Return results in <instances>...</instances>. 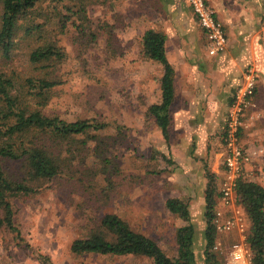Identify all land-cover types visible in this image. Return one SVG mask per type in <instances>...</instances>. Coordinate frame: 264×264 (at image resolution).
I'll return each mask as SVG.
<instances>
[{
  "label": "rangeland",
  "instance_id": "obj_1",
  "mask_svg": "<svg viewBox=\"0 0 264 264\" xmlns=\"http://www.w3.org/2000/svg\"><path fill=\"white\" fill-rule=\"evenodd\" d=\"M141 1L84 0L95 39L75 45L71 35L61 38L59 44L67 58L58 67L56 76L61 82L43 107L44 113L69 122L94 118L106 127L90 129L52 148L68 164L63 174L53 178L27 180L22 161L7 160L6 173L26 181L34 191L9 199L19 237L16 231L0 227V264H153L143 256L76 255L70 251L73 239L100 228L105 213L120 216L132 229L154 239L166 254L175 256V230L184 222L166 209L168 197L188 202L195 264H205V171L213 173L218 194L225 178L222 143L217 145L215 157L207 156L209 151L192 141L196 130L181 123L179 114L175 117L177 100L170 106L173 118L168 144L148 114L157 88L148 78L152 67L143 68L147 63L141 58ZM51 35L53 31L46 25L42 37L19 40L10 60L0 56V71L21 80L31 73L37 75L28 63V52ZM257 87L256 105L247 111L241 133L249 145L264 138V103L255 100L260 95L264 102V88ZM183 139L188 143H182ZM175 150L185 157L176 158ZM238 239L236 232H216L212 250L219 264H228L229 247Z\"/></svg>",
  "mask_w": 264,
  "mask_h": 264
},
{
  "label": "trees",
  "instance_id": "obj_2",
  "mask_svg": "<svg viewBox=\"0 0 264 264\" xmlns=\"http://www.w3.org/2000/svg\"><path fill=\"white\" fill-rule=\"evenodd\" d=\"M37 18L41 21L36 22ZM46 25L53 35L32 46L28 52V63L38 74L31 73L21 80L14 74L0 71V227L16 231L18 237L19 230L13 223L9 199L34 189L26 181L13 179L6 173L7 160H21L27 180L50 179L63 174L68 165L52 148H59L64 141L88 133L90 129L98 131L106 127V123L94 118L69 122L43 111L53 89L61 82L56 76L58 67L67 58L64 46L59 44L61 38L71 35L72 43L85 45V41L91 42L96 37L84 0H0V56L10 60L19 40L42 37ZM164 42V34L153 29H147L141 35V58L156 61L163 69L161 99L149 105L147 111L168 144L172 124L170 106L174 95L173 70L165 55ZM163 157L170 163L164 154ZM205 176L203 256L205 264H219L212 250L216 237L213 215L218 194L213 173L207 170ZM235 189L248 218L246 242L251 250L252 264H264V186L239 179ZM165 207L184 222L175 230V256L166 254L154 239L132 229L127 221L113 213L101 217L98 230L73 239L70 251L76 255L143 256L153 264H195L194 227L190 222L188 202L168 197Z\"/></svg>",
  "mask_w": 264,
  "mask_h": 264
},
{
  "label": "crops",
  "instance_id": "obj_3",
  "mask_svg": "<svg viewBox=\"0 0 264 264\" xmlns=\"http://www.w3.org/2000/svg\"><path fill=\"white\" fill-rule=\"evenodd\" d=\"M205 1L227 38L225 50L216 55L208 54L205 31L187 0H142L140 22L143 32L153 29L165 36V55L173 70V101L178 102L175 117L179 114L181 123L193 127L196 140H191L208 150L207 156L215 157L217 145L222 143L227 109L244 72L248 68L255 70L257 88H264V0ZM144 63L147 64L143 68L152 67L153 74L148 78L157 88L151 105L161 99L163 69L156 61ZM255 100L260 105L264 103L260 95H255ZM185 141L188 143L184 139L182 143ZM175 157L185 155L178 151Z\"/></svg>",
  "mask_w": 264,
  "mask_h": 264
},
{
  "label": "built area",
  "instance_id": "obj_4",
  "mask_svg": "<svg viewBox=\"0 0 264 264\" xmlns=\"http://www.w3.org/2000/svg\"><path fill=\"white\" fill-rule=\"evenodd\" d=\"M207 39V51L216 55L225 50L227 38L221 23L205 0H187ZM257 86L255 70L248 68L237 86L227 109L222 135L224 179L218 188L213 224L218 233H237L239 239L230 245L228 264H252V254L246 242L248 218L236 194L239 179L264 184V138L246 144L241 135L247 111L254 108ZM254 116H251L253 119Z\"/></svg>",
  "mask_w": 264,
  "mask_h": 264
}]
</instances>
